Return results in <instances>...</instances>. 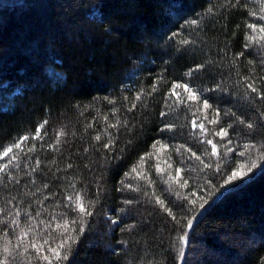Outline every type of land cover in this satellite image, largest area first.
<instances>
[{
    "label": "trees",
    "instance_id": "1",
    "mask_svg": "<svg viewBox=\"0 0 264 264\" xmlns=\"http://www.w3.org/2000/svg\"><path fill=\"white\" fill-rule=\"evenodd\" d=\"M261 16L264 0H0V262L264 264Z\"/></svg>",
    "mask_w": 264,
    "mask_h": 264
},
{
    "label": "snow or ice",
    "instance_id": "2",
    "mask_svg": "<svg viewBox=\"0 0 264 264\" xmlns=\"http://www.w3.org/2000/svg\"><path fill=\"white\" fill-rule=\"evenodd\" d=\"M260 18H261L262 20H264V16H261ZM249 27H250L251 29H253L254 31L257 30V25H255V24H250ZM259 32H260V33H264V26L259 27ZM250 39H255V37H250ZM175 87H176V88L183 87L184 90H185L186 92H188V98H189V99H191V100H196V99H198V96H197L195 93H193V92L191 91V89H190L187 85H183V86H181V85H176ZM248 87H249L253 92H257V91H258V90H257L255 87H253L251 84L248 85ZM171 95H178V94L175 92V90H173L172 93H171ZM138 98H139V97H138ZM203 107H204L205 109H207V108L210 107V105L207 103V101H205L204 104H203ZM210 122L215 123V121H210ZM196 126H197V125L195 124V122H193V127H196ZM199 127H200L201 129H203V128H204V125H203V124H200ZM249 127H251V125H249ZM42 128H43V125H40V126L37 128L35 135L32 137L33 139H38V138H40V133H41ZM62 134H63V133H61V135H62ZM217 134L223 136V135H227V132H226V130L222 129V130L220 131V133H217ZM99 138H100V137L98 136L97 139H99ZM27 139H28V137H23V138H21V140H20L16 145H14V147H16V148H20V147L22 146L24 140H27ZM208 143H209V144H212V141L209 140ZM12 151H13V148H12V147H9V148H8L7 150H5L2 154H0V159H3L4 157L9 156V154H10ZM213 152H215V145H214V144H213ZM13 159H15V157H13ZM7 167H8L7 164H5V165H0V172H3ZM252 167H255V165H253ZM179 171H180V170L178 169L177 172L179 173ZM248 171H251V168H249ZM245 175H246V173H245L244 171H242V170H241V171H236V172H233V173H232V175L229 177V180L231 181V180H235V179H237V178H243ZM76 205H77L78 210H79L81 213H84V214H86V215H91V212L87 211L85 205H84L83 203L80 202L79 197H77ZM63 227H64V230H65V231H68V227H69V226H68L67 224H65ZM189 227H191L190 224H189ZM82 230H83V229H81V231H82ZM72 239H73V238H72L71 236H68L64 242H62L60 245H58V248H53V249H51V252H52L55 256L60 257V256H61V253L58 251V249H59V248H63V247L65 246V244H66L69 240H72ZM45 243H47V241H45ZM31 247L35 248L38 252L41 251V250L43 249V245L32 244ZM6 251H7V250H6ZM42 258L45 259V260L48 259L47 256H43ZM63 258H64V259H67L66 256H64ZM0 264H2V262H0Z\"/></svg>",
    "mask_w": 264,
    "mask_h": 264
}]
</instances>
